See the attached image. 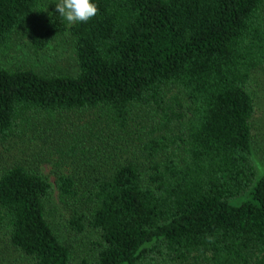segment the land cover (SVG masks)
Instances as JSON below:
<instances>
[{
	"label": "trees",
	"instance_id": "trees-1",
	"mask_svg": "<svg viewBox=\"0 0 264 264\" xmlns=\"http://www.w3.org/2000/svg\"><path fill=\"white\" fill-rule=\"evenodd\" d=\"M94 2L97 14L71 26L46 0H0V48L39 16L34 48L69 35L77 65H0V141L52 131L113 153L102 171L59 169L54 182L37 157L0 169V264H74L53 201L71 207L69 230L99 234L97 255L79 264H264L249 91L264 68V0Z\"/></svg>",
	"mask_w": 264,
	"mask_h": 264
},
{
	"label": "rangeland",
	"instance_id": "rangeland-1",
	"mask_svg": "<svg viewBox=\"0 0 264 264\" xmlns=\"http://www.w3.org/2000/svg\"><path fill=\"white\" fill-rule=\"evenodd\" d=\"M48 4L44 10L56 6L59 0H46ZM76 23V22H75ZM71 23L70 25H74ZM44 21L39 16H34L31 23L14 36L12 44L7 48H0V65L9 69H34L43 74H75L77 72L75 47L69 35L60 37L46 51H37L33 46V39L43 28ZM249 91L255 100L256 113L253 119V139L254 149L257 160L264 164V68L255 72L249 84ZM82 115V114H81ZM91 113H86L83 117L86 121L90 119ZM29 135L14 136L7 141H0V169L9 165L13 158L26 160L30 163H42L41 168L44 174L48 175L51 182L55 181V174L59 169L66 173H75L85 176L94 171L104 170L112 162V152L110 149L98 148L92 151L93 146L87 138L85 145L78 146L64 139L68 134L56 135L50 132H35ZM143 136L146 133H142ZM141 134L134 133L128 137L127 143L129 151L127 155L132 157L138 149L135 143ZM107 144V143H106ZM15 148V149H14ZM61 149V150H60ZM70 150V151H69ZM27 152L28 157L24 154ZM19 153V154H18ZM129 154V155H128ZM34 155V156H32ZM24 158V159H23ZM36 159V160H37ZM51 161L47 163L46 161ZM117 161V160H116ZM87 173V174H86ZM57 197H54V199ZM57 209L56 221L61 223L63 236L73 247L74 264H79L82 260H92L98 253L99 234L92 230H87L83 234H77L67 228V219L71 216V207L59 201H53ZM4 244L0 247V258L5 259L9 256L8 251L4 250ZM15 264H32L21 261ZM152 264H180L172 262L166 258L157 259Z\"/></svg>",
	"mask_w": 264,
	"mask_h": 264
},
{
	"label": "clouds",
	"instance_id": "clouds-1",
	"mask_svg": "<svg viewBox=\"0 0 264 264\" xmlns=\"http://www.w3.org/2000/svg\"><path fill=\"white\" fill-rule=\"evenodd\" d=\"M94 0H59L56 12L69 24L86 23L97 14Z\"/></svg>",
	"mask_w": 264,
	"mask_h": 264
}]
</instances>
